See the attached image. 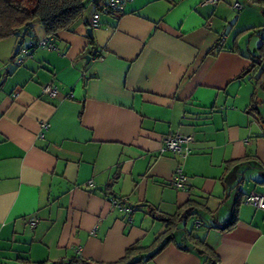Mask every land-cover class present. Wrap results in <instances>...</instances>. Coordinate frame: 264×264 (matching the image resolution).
<instances>
[{
  "label": "crops",
  "instance_id": "1",
  "mask_svg": "<svg viewBox=\"0 0 264 264\" xmlns=\"http://www.w3.org/2000/svg\"><path fill=\"white\" fill-rule=\"evenodd\" d=\"M203 1L133 0L95 29L91 6L57 50L21 64L20 46L45 33L0 41V264L118 263L164 233L150 209L194 206L141 264H264V210L246 202L264 196V88L260 71L243 77L264 43V0ZM170 135L193 137L186 158L164 150Z\"/></svg>",
  "mask_w": 264,
  "mask_h": 264
},
{
  "label": "trees",
  "instance_id": "2",
  "mask_svg": "<svg viewBox=\"0 0 264 264\" xmlns=\"http://www.w3.org/2000/svg\"><path fill=\"white\" fill-rule=\"evenodd\" d=\"M106 0H0V41L11 38H22L25 34L31 32L33 24L39 22L47 37H52L54 40L61 32L71 31L73 27L85 15V12L94 6L96 10L101 2ZM43 40V39H42ZM41 40L32 42L36 44ZM91 45L94 43L92 41ZM23 48L21 45L18 52ZM30 47H28L29 49ZM32 49L30 48V52ZM17 52V54H18ZM252 66L243 73V77L250 74L252 71H260L256 79L257 86L264 88V43L260 48V54L253 58ZM258 111L255 107V97L253 96L250 109ZM241 160H234L226 163L225 171H229L235 165L239 164ZM191 208L189 205L188 208ZM185 212V211H184ZM179 212L175 216H166L150 209V214L162 222L165 226V231L157 237L154 244L150 247L143 248L133 246L128 249L125 258L120 262L114 264H141L144 261H149L161 253L165 247L174 239V232L177 231L179 225L188 217L197 215V207L189 209L187 213ZM237 223V210L233 219L220 229L230 230L235 227ZM190 241L196 245L204 255L207 257H214L213 250L204 242H200L194 238L192 233L186 234ZM75 264H91L85 261L75 260Z\"/></svg>",
  "mask_w": 264,
  "mask_h": 264
},
{
  "label": "built area",
  "instance_id": "3",
  "mask_svg": "<svg viewBox=\"0 0 264 264\" xmlns=\"http://www.w3.org/2000/svg\"><path fill=\"white\" fill-rule=\"evenodd\" d=\"M133 0H106L104 2H101L98 6V9L95 11V13L92 16L91 20V27L93 29L99 27V23L101 20V17L103 14H119L123 13L126 9V5L128 2ZM217 0H204L203 6H207L210 4L215 5ZM30 48L32 49H45L49 51L57 50L56 46L54 45V39L52 37L44 38L43 40L37 42L36 44H31ZM30 48H22L17 56L21 57L20 64L23 62L22 57H26L30 55ZM96 61H102L103 57L102 55H98L95 58ZM61 94V90L54 86L53 84H49L43 87V95L52 98L57 99ZM50 129L49 123H42L41 124V133L39 134V138L43 139L45 137V132H48ZM193 142L192 136H182V135H170L166 136L163 139V147L165 151H170L177 153L181 155L183 158H186L189 153V147L188 145ZM187 178L184 174V172L181 170V168H178L176 171L174 177H173V184L177 189H184L185 188V182ZM115 204H119L117 201H114ZM246 202L253 207L264 210V196L257 194V193H251L247 196ZM37 221L31 220L30 225L32 228L36 227Z\"/></svg>",
  "mask_w": 264,
  "mask_h": 264
},
{
  "label": "rangeland",
  "instance_id": "4",
  "mask_svg": "<svg viewBox=\"0 0 264 264\" xmlns=\"http://www.w3.org/2000/svg\"><path fill=\"white\" fill-rule=\"evenodd\" d=\"M237 1H239V0H237ZM237 1L236 0H223V3H228L231 6H235ZM88 14H89V12L87 10L85 12V15H84L83 19L86 18L88 16ZM44 33L45 32H44V29H43L42 25L39 22H35L33 24V29L31 30V34H34V35L36 34V37H39L41 34H44ZM191 224H192V221L190 222L189 225L191 226Z\"/></svg>",
  "mask_w": 264,
  "mask_h": 264
},
{
  "label": "water",
  "instance_id": "5",
  "mask_svg": "<svg viewBox=\"0 0 264 264\" xmlns=\"http://www.w3.org/2000/svg\"><path fill=\"white\" fill-rule=\"evenodd\" d=\"M88 34H89V37L92 38V30L91 29L88 30ZM89 60H90V56H87V63H89Z\"/></svg>",
  "mask_w": 264,
  "mask_h": 264
}]
</instances>
